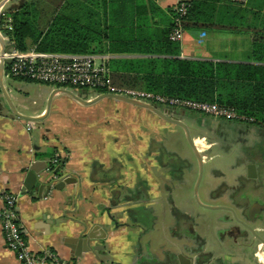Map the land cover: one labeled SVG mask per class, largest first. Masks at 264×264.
<instances>
[{"label":"crops","instance_id":"obj_1","mask_svg":"<svg viewBox=\"0 0 264 264\" xmlns=\"http://www.w3.org/2000/svg\"><path fill=\"white\" fill-rule=\"evenodd\" d=\"M185 1L190 0H62L56 12L92 31L106 27L114 40L155 39L158 29L169 21L168 10ZM50 3L43 0V15L52 10ZM11 5L1 9L13 11ZM209 16L212 23L234 29L184 31L177 42L180 53L173 57L250 63V30L264 28V0H246L244 6L213 0ZM111 55L110 72V63L116 59L147 58ZM7 76L5 66L2 88L15 111L40 118L29 121L16 116L0 89V195L14 198L17 223L31 253L49 251L57 262L71 264H169L184 243L199 259L207 254L220 264H264V253L240 251L239 226L213 221L207 237V224L200 223L202 215H226L225 210L205 205L229 206L218 197L239 198V188H252L251 183L243 187V182L237 188L233 181L244 180L247 163L264 165L259 151L264 148L263 128L188 111L180 114L179 120L191 126L207 179L196 200L191 188L197 162L181 127L119 100L104 98L84 105L49 85ZM87 93L83 100L99 95ZM104 106L112 109L101 110ZM55 154L64 163L61 175L53 178L45 168ZM38 162L45 164L38 174L43 187L28 192L26 176ZM64 176L75 183L46 193L48 182L56 184ZM254 201L240 198L236 204L244 208ZM254 228L264 232V225ZM0 264H21L6 247L1 229Z\"/></svg>","mask_w":264,"mask_h":264},{"label":"trees","instance_id":"obj_2","mask_svg":"<svg viewBox=\"0 0 264 264\" xmlns=\"http://www.w3.org/2000/svg\"><path fill=\"white\" fill-rule=\"evenodd\" d=\"M61 1L50 0L48 7L51 6L52 10L44 15L43 0H27L23 4L21 1L18 6L12 5L13 11H5L0 16V30L10 45L19 51L34 49L49 53L108 52L147 56L142 59L111 61V83L171 98L216 103L235 110L247 119L246 123L264 129V28L250 30V63L185 60L173 57L180 53V44L169 38L174 29V9L168 10L169 21L158 29L159 36L155 39L136 37L114 40L106 27L92 31L58 14L56 9ZM222 1L244 6L229 0ZM183 3L186 4V12L180 22L184 31L234 29L207 20L211 18L209 14L213 0H190ZM43 27H46L44 33ZM138 27L144 28L143 25ZM93 43L96 46H91ZM63 163V160L58 159L55 167L50 164L48 166L56 176H60Z\"/></svg>","mask_w":264,"mask_h":264},{"label":"built area","instance_id":"obj_3","mask_svg":"<svg viewBox=\"0 0 264 264\" xmlns=\"http://www.w3.org/2000/svg\"><path fill=\"white\" fill-rule=\"evenodd\" d=\"M234 4L244 5L246 0H229ZM174 29L170 39L181 42L184 30L180 18L186 12V4L178 2L174 7ZM4 11L0 9V16ZM9 22V20L7 21ZM4 25L3 28H5ZM4 33L0 30V34ZM10 44V43H9ZM11 46V45H10ZM111 54H68L40 52L34 49L19 51L13 48L11 52H0V59L10 60L7 65V74L11 78L25 79L32 82L43 83L57 89H66L71 92L91 90L96 94H111L128 98L140 103L157 106L161 109L188 110L199 114L221 118L229 122H245L244 116L237 114L233 109L219 106L216 103L201 102L189 99L171 98L143 90L121 88L110 81L109 61ZM59 156L55 154L49 164L55 167ZM45 171L55 178L50 166ZM0 229L6 247L15 253L21 264H39L46 261L53 264H71L57 262L55 256L44 251L35 255L29 251L22 238L17 215L14 208V198L9 194L0 195Z\"/></svg>","mask_w":264,"mask_h":264},{"label":"water","instance_id":"obj_4","mask_svg":"<svg viewBox=\"0 0 264 264\" xmlns=\"http://www.w3.org/2000/svg\"><path fill=\"white\" fill-rule=\"evenodd\" d=\"M11 1L12 0H1L0 9L7 3H9V5H11ZM12 8H13V6L11 5L9 9L12 10ZM5 10H7V9H5ZM7 44H9V40L7 39V37L4 33H1L0 34V52L1 53H3L5 50L8 52H11L13 50L12 46L10 48H5ZM9 63H10V60H8V59H6V60L0 59V89L2 90L3 96L5 97L7 103L9 104L12 112L16 116H18L24 120H29V121L39 120L40 118H31V117L19 115L15 111V109H14L10 99L8 98L6 92L3 90L2 83H1V77H2L4 67L7 66ZM55 91H61L65 94H67L68 96H70L71 98H73L75 101H77L81 104H84V105L94 103V102H96L100 99H104V98L119 100V101L125 102L127 104H131V105H134L137 107H141V108L150 110L151 112L156 114L162 120L181 127L185 132L188 145L190 146L196 160L199 162V169L201 172V156H200L198 150H196L195 145L191 142V140L189 138V132H188L187 126L179 120L180 114H183L185 111L177 110V109H161L157 106H152V105H149L146 103L136 102V101L128 99V98H124V97L116 96V95H111V94H99V95L95 96L94 98H92L91 100L85 101L82 98H80V96H88L87 90H82L81 93H79L80 96L78 94H75V93H73L69 90H66V89H57ZM262 166H264V165L260 164L258 166L253 162L247 163L245 165V177H247L248 179H255L258 175V171L262 172L261 171L263 169ZM44 167H45L44 163L38 162V163L34 164L30 168V170L28 171L27 176H26L27 181L24 183V187L28 192H30V190H32V187L34 188L36 186H38L39 190L42 189L43 185L40 184V182L38 181V174H39V171L41 169H43ZM71 183H75V179L70 178V177H66V176L62 177L61 180L59 182H57L56 184L55 183L52 184L51 182H48V184L46 186V191H47L46 193H48L50 188L53 190H60L65 185H68ZM195 199L197 200V198H195ZM247 200H249V199L244 198V199H242V202L247 201ZM204 207L211 209V210L221 209V210L228 211L232 215V219L235 216V207L231 208L229 206H222V205H219V206L205 205ZM237 207H236V209H240V211H238V212H240L239 217L237 216L238 220L234 221V219H233V221L240 227L241 230L239 232L240 233L239 236H240V239L242 238V241L245 242V243L240 244V247H239L240 251L241 250L243 251L244 248L248 247V245L246 244L247 242L244 239H246L249 236L255 238L258 242H260L261 244L264 245V234H263V237L260 236V234H259L260 232H258V230H256L254 228V225L256 222L255 219H252L251 216H250L249 220H246V218H245V214L247 212V207H244V208L243 207L237 208ZM111 220L114 222L113 219H111ZM228 222H230V221H228ZM79 241L81 244L82 239H78V243H79ZM242 244H245V247ZM178 248L180 249L181 252L174 254L173 255V261L169 262V264H220V262H216L213 259H210V258H212L213 255H211L208 258L207 254H206L203 259H199L196 251L192 248H187L184 243H180Z\"/></svg>","mask_w":264,"mask_h":264},{"label":"flooded vegetation","instance_id":"obj_5","mask_svg":"<svg viewBox=\"0 0 264 264\" xmlns=\"http://www.w3.org/2000/svg\"><path fill=\"white\" fill-rule=\"evenodd\" d=\"M21 1L22 0H16L15 5L18 6L21 3ZM183 111H188V110H183ZM188 112H190V111H188ZM192 113H195V112H192ZM238 181H239V183H242V182L244 183L243 187H245L246 183H251L252 184V186H251L252 188L251 189L243 188V190L245 191V194L243 195V197L241 199L246 198L248 192L249 193L251 192V195H249V197L246 198V199H250V197L255 198V201L253 202V204L249 205V207H247V212L245 214L246 220H249L250 216H251L252 219H255V221H256L255 224L264 225V202L263 201L257 202V200H256L258 195L264 196V171H262V172L258 171V175H257V177L255 179H248V178L245 177L244 180L241 181V180L238 179ZM245 181H247V182H245ZM259 189L262 190V191L260 192ZM256 193H259V194L257 195ZM223 198L225 199V197H223ZM236 207H237V205H236ZM225 213H226V215H224L222 217L221 221L222 222L223 221L224 222L225 221H227V222L230 221L231 223L237 225L233 221L231 214L228 211H226ZM239 213L240 212H238V214L236 213V215L238 217H239ZM259 234H260V236L263 237L264 232L263 233H259ZM240 240L242 241V238ZM244 240L247 242L246 244L248 245V247L243 249V251H242L243 254H246V253H250V254H256V253L257 254H261V253H264V245L261 244L260 242H258L255 238L249 236V237H247ZM241 243H245V242L242 241ZM242 245L245 247V244H242ZM258 246H260V247H258Z\"/></svg>","mask_w":264,"mask_h":264},{"label":"rangeland","instance_id":"obj_6","mask_svg":"<svg viewBox=\"0 0 264 264\" xmlns=\"http://www.w3.org/2000/svg\"><path fill=\"white\" fill-rule=\"evenodd\" d=\"M4 7V6H3ZM8 77V76H7ZM9 78V77H8ZM80 96V95H79ZM82 96H80V98H81ZM86 97V96H85ZM85 101H89V100H91V99H89V100H87V99H84ZM7 103V102H6ZM8 104V103H7ZM8 106H9V104H8ZM97 106H100V105H97ZM9 108H10V106H9ZM112 109V107L111 106H104V107H102L101 108V110H111ZM185 123H186V125H188V132H189V138H190V140H191V142L192 143H195L194 142V138H193V133H192V131H191V126L188 124V122L187 121H185ZM163 138V140L164 141H166V137L165 136H163L162 137ZM185 138H186V135H185ZM186 142H187V140H186ZM174 144V143H173ZM188 144V143H187ZM190 147V146H189ZM196 148V150H197V147H195ZM191 149V148H190ZM259 151L262 153V154H264V148L261 150V149H259ZM191 152V156H193L194 157V160H195V162H197V167H198V172H197V176H196V179H195V181H194V183H193V186H192V188H191V193H192V195H193V197L194 198H197V200H199V196L201 195V193H202V184L204 183V182H206V180L207 179H205V170H204V164H202L201 163V172H200V169H199V162L196 160V158H195V156H194V154H193V152H192V150L190 151ZM192 158V157H191ZM264 160V159H263ZM228 165H226L225 167H227ZM261 171H264V167H263V169L261 170ZM222 183V182H221ZM233 184H234V186H237V188H239V181L237 180V179H235L234 178V181H233ZM180 193V192H179ZM229 193V192H228ZM238 193L240 194V196H239V198H232V196L230 197V195H226V196H221V197H218L219 199L220 198H222V197H225V201H224V203L225 204H229V207H231L232 208V206L233 207H235V216L233 217V219H234V221L235 220H238V218H237V215H236V213L238 214V210L236 209V200H238L239 199V203H240V198H242L243 196L242 195H244L245 194V191L243 190V189H241V188H239L238 189ZM249 195H251V192L249 193L248 192V194H247V197L246 198H248L249 197ZM246 196V195H245ZM175 197H178V196H175ZM230 197V198H229ZM176 199H178V198H176ZM256 200H257V202H261V201H263L264 202V196H261V195H258L257 196V198H256ZM232 205V206H231ZM218 216V215H217ZM232 216V215H231ZM222 217H223V214L221 213V214H219V216L217 217V218H215V216H214V213H212V214H206L205 216L204 215H202V219H200V223H202L203 221H204V223H206L207 224V228L205 229V231L208 233H206V236L208 237L209 236V232L211 231V224H213V221L214 222H221V219H222ZM231 220V219H230ZM194 221V220H193ZM194 222H197V220H195ZM199 223V224H200Z\"/></svg>","mask_w":264,"mask_h":264}]
</instances>
